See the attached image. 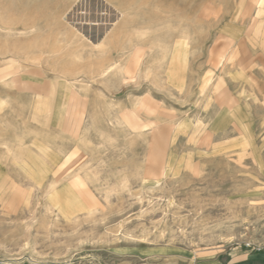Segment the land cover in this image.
Instances as JSON below:
<instances>
[{
    "label": "rangeland",
    "instance_id": "1",
    "mask_svg": "<svg viewBox=\"0 0 264 264\" xmlns=\"http://www.w3.org/2000/svg\"><path fill=\"white\" fill-rule=\"evenodd\" d=\"M7 264H264V0H0Z\"/></svg>",
    "mask_w": 264,
    "mask_h": 264
},
{
    "label": "built area",
    "instance_id": "2",
    "mask_svg": "<svg viewBox=\"0 0 264 264\" xmlns=\"http://www.w3.org/2000/svg\"><path fill=\"white\" fill-rule=\"evenodd\" d=\"M0 264H7V263H6V261H5L4 259H2V258L0 257Z\"/></svg>",
    "mask_w": 264,
    "mask_h": 264
}]
</instances>
